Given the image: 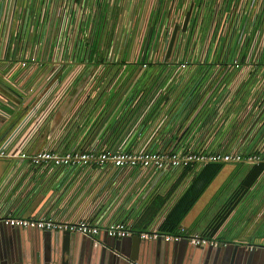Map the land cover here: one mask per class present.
<instances>
[{
    "label": "built area",
    "instance_id": "2783aa9c",
    "mask_svg": "<svg viewBox=\"0 0 264 264\" xmlns=\"http://www.w3.org/2000/svg\"><path fill=\"white\" fill-rule=\"evenodd\" d=\"M53 1L42 0L41 8L32 9V0H24L14 54L6 66L0 63V125L16 115L0 144V159L18 156L34 166L105 169L118 177L126 171L146 172L149 188L160 190L169 189L181 171L210 163L264 165V0H170L167 12L148 11L139 25L142 0H120L119 13L106 15V22L102 8L94 11L89 29L81 24L86 5L71 13L59 0L57 13L64 6L67 19H78L71 30L59 32L56 18L52 29L47 24ZM104 1L116 3L101 4ZM67 32L68 41L58 48ZM100 32L110 37L100 38L109 45L103 58L93 47ZM55 36L49 55L38 56L46 47L45 39L50 42ZM25 43L29 54L20 59L17 53ZM82 81L86 82L70 102L88 101L86 110L58 114L67 95ZM103 107H107L104 116L99 114ZM53 116V126L57 124L53 137L58 139L79 123L77 139L83 138L82 142L64 147L58 141L27 150L26 142ZM117 133L122 142L109 141ZM0 223L70 231L90 239H97L102 231L117 239L137 232L146 240L220 244L215 237L182 225L177 233L152 227L138 232L125 220L12 212L0 213Z\"/></svg>",
    "mask_w": 264,
    "mask_h": 264
},
{
    "label": "crops",
    "instance_id": "0c3cea01",
    "mask_svg": "<svg viewBox=\"0 0 264 264\" xmlns=\"http://www.w3.org/2000/svg\"><path fill=\"white\" fill-rule=\"evenodd\" d=\"M36 1L32 0L34 6L32 9L41 8L39 3L42 0ZM64 1V6L66 9H70L71 13L79 10L83 4L87 6L84 13L85 17L81 22L87 29L94 23L93 13L96 10L99 11V7L103 9L100 14L104 22L108 21L105 19L106 15L114 16L120 10V5H118L120 0H116L115 4L105 3V1L101 4L103 0ZM170 2V0H142L139 6L140 16H143V19L141 23L138 22V25L143 23L148 11L167 12ZM23 5L24 0H0V63L4 66H6L5 62L14 54V39L17 35L18 22L22 17ZM58 5L59 0H54L53 5L49 6L48 11L51 12L47 24H51L50 29H52L56 18L58 32L62 29L71 30L78 23V19L76 17L74 20L67 19L65 16L67 12L64 6L60 13H57ZM160 7L163 9H160ZM117 20L118 17L112 19L110 29L113 28ZM24 28L26 29L25 26ZM98 30H102V27ZM57 36L51 38L50 42L49 38L45 39L46 47L39 50L38 56L46 58L49 55L50 46L54 45V43L56 45ZM106 36L100 32L95 36L93 43V47L97 54L100 53L101 58L106 53V48L109 46L107 41L110 37L108 35L107 41L103 44L100 38L106 39ZM85 40L83 38L82 43ZM67 41L68 32L61 36L57 47L59 48L62 43ZM102 45L103 47L101 48ZM17 54L20 59L29 54L27 43L21 46ZM97 54L94 55L96 56ZM85 82L82 81L70 91L60 110H58V114L62 113L63 115L69 111L75 113L86 110V106L89 105L88 101L82 103L79 100L74 103L70 102L80 92ZM0 104H3L1 98ZM97 105L100 106L101 102L97 103ZM104 111L107 112V107L106 109L104 107L101 108L99 114L102 113V116H104ZM53 117L42 125L41 130L32 135L29 141L26 142L27 150L35 151L49 147L58 141L64 147H78L75 145L76 142H82L83 138L77 139L80 132L79 123L71 126L69 132L65 133V135H60L58 139L56 138L57 135L53 137L52 134H54L57 125L53 126L55 122V117ZM2 123L5 124H2L3 126L0 125V144L6 140L11 130V124L4 121ZM119 135L121 134H114V138L109 141L122 142ZM96 139L97 137L92 141V138H90L88 143L92 141L90 144H93ZM87 140L88 137L84 139L83 143L87 142ZM106 141L109 143L108 140ZM205 167L181 171L179 177L177 176L174 179L175 182L171 184L169 189L160 190L149 188L151 185L146 183V172L139 174L126 171L123 175L120 173L118 177L111 175L105 169L86 171L80 168L34 166L27 159L18 156L10 159H0V213H22L26 216H43L53 213L57 217L64 219H78L87 216L94 221L100 220L101 222L125 220L132 224L138 232L151 227L154 230L161 229L162 223ZM230 179H232L231 183L227 184ZM174 180L170 181V183ZM180 182L182 183L179 186ZM226 185H228V188H226ZM227 189H230V191H226ZM181 225L190 232L215 237L220 243L219 246L224 248L222 250L223 260H227L228 263L237 264L242 256L247 261L249 258L248 254L241 249L250 250L252 246L256 248L254 250H259L256 264L263 262L264 165L224 163L220 171L184 216ZM4 228V225L0 224V245L2 247L5 246L8 239L14 238V244H17L19 249L22 248V254L32 259L39 255V250L37 251L33 246L34 238L33 236L28 237L26 235L27 231L17 229L18 233L12 234L11 229L7 230ZM133 236H137L138 239L130 243L126 247V251L140 261L149 260L153 255L164 257L167 261L170 253L173 252V255L181 259H183L182 255L186 253L183 260V263L186 264L193 259L191 254L193 255L197 251L188 244L182 245L186 244V242L184 243L185 240L179 244L177 243V246L173 248L175 245L165 243L161 239L147 243V240L142 239L137 232ZM97 241L102 242L104 245L106 242H112V237L102 231L97 236ZM52 245L59 248L57 257L60 258L62 256L60 252L63 240L60 238L53 242ZM83 245L88 255L92 254L95 258V254L92 253V245H89L90 247L85 243ZM236 245L244 248L235 249L236 247L234 246ZM46 252L50 254L49 256L53 255L51 250L47 251L46 249ZM187 260L189 261L187 262ZM252 260L250 264H255ZM98 264L109 263L104 258H100Z\"/></svg>",
    "mask_w": 264,
    "mask_h": 264
},
{
    "label": "water",
    "instance_id": "95a60500",
    "mask_svg": "<svg viewBox=\"0 0 264 264\" xmlns=\"http://www.w3.org/2000/svg\"><path fill=\"white\" fill-rule=\"evenodd\" d=\"M51 6V4H50ZM192 6L190 7V10L188 11L185 19V25L186 26L189 15L191 12ZM178 27H176L174 34L171 39V43L169 46V53L168 55L171 57L173 55L174 49H175V43L177 40V34H178ZM16 118V115L11 119V124ZM7 128V127H6ZM5 128V129H6ZM1 225H4V229H11L12 234H17V229H24L26 232V235L29 237L33 236L35 242L33 243V246L38 251L39 255L36 256V258L28 257L27 255L22 254V248H18V245L14 244L15 240L14 238H10L5 243V246L2 247L0 245V264H98V260L100 258H104V260L107 261L109 264H184L183 260L186 255L183 254V259L180 257H176L173 255V252L170 253L168 260L166 261L164 257H161L159 255H153L149 260H139L134 256H131L128 251H126V247L130 245V243L137 241V236H128L122 239H116L112 237V242H106V244L103 245L102 242L97 241V239H90L88 237H84L78 233L70 232V231H61V230H44V229H35V228H17V227H11L5 224L0 223ZM48 239L46 240V238ZM63 240V246L61 248L62 256L57 257L59 255V248L52 245L53 242L57 241L58 239ZM101 240V238H99ZM141 239V238H140ZM141 241V240H139ZM158 240H147V243H152ZM184 241V240H182ZM181 242V241H180ZM180 242H174V241H166L165 243H170L171 245L176 247L177 243ZM182 245H190L191 247H194L197 251L195 254H191L192 258L190 261L187 260L188 263L186 264H233L228 263L227 260H223V247L220 246H213V245H207V246H200V245H193L187 240L184 241ZM92 245V253L95 254V258L91 254L90 256L86 252L87 250L83 247V244ZM81 244V245H79ZM32 246V247H33ZM90 247V246H89ZM235 249L238 248H244L240 245L234 246ZM48 250L53 251V255L49 256ZM255 247L251 248L250 250L247 249H241L246 254H248L247 261L243 256L240 259L237 264H250L252 258L253 263L256 264V257H258L259 250H254ZM264 250V247H263ZM43 254V255H42ZM47 254V255H46ZM55 255V256H54ZM263 255V254H262ZM264 257V256H262ZM178 258V259H177ZM263 262L260 264H264V258H262ZM258 264V263H257Z\"/></svg>",
    "mask_w": 264,
    "mask_h": 264
},
{
    "label": "trees",
    "instance_id": "16d2710c",
    "mask_svg": "<svg viewBox=\"0 0 264 264\" xmlns=\"http://www.w3.org/2000/svg\"><path fill=\"white\" fill-rule=\"evenodd\" d=\"M222 166L223 163H210L202 170V172L194 179L191 186L182 196L175 208L167 216L166 220L162 223L161 230L170 233H177L179 231L184 216L189 212L200 194L213 180Z\"/></svg>",
    "mask_w": 264,
    "mask_h": 264
},
{
    "label": "rangeland",
    "instance_id": "374dc122",
    "mask_svg": "<svg viewBox=\"0 0 264 264\" xmlns=\"http://www.w3.org/2000/svg\"><path fill=\"white\" fill-rule=\"evenodd\" d=\"M232 179H233V178H232ZM232 179L228 180V181H227V184H230V183H231L230 181H231ZM226 188H228V185H226ZM226 191H228V192H229V191H230V189H227Z\"/></svg>",
    "mask_w": 264,
    "mask_h": 264
}]
</instances>
